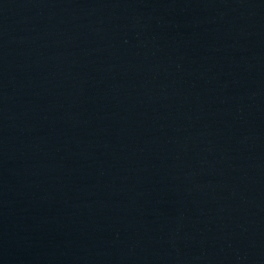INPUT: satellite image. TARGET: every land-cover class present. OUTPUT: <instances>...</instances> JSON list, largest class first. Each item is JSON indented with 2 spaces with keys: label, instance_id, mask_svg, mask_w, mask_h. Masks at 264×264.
Here are the masks:
<instances>
[{
  "label": "water",
  "instance_id": "water-1",
  "mask_svg": "<svg viewBox=\"0 0 264 264\" xmlns=\"http://www.w3.org/2000/svg\"><path fill=\"white\" fill-rule=\"evenodd\" d=\"M0 264H264V0H0Z\"/></svg>",
  "mask_w": 264,
  "mask_h": 264
}]
</instances>
